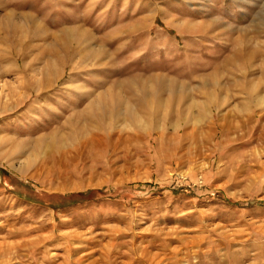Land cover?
I'll list each match as a JSON object with an SVG mask.
<instances>
[{
	"label": "rangeland",
	"instance_id": "374dc122",
	"mask_svg": "<svg viewBox=\"0 0 264 264\" xmlns=\"http://www.w3.org/2000/svg\"><path fill=\"white\" fill-rule=\"evenodd\" d=\"M0 231V264H264V0H0Z\"/></svg>",
	"mask_w": 264,
	"mask_h": 264
},
{
	"label": "bare ground",
	"instance_id": "6f19581e",
	"mask_svg": "<svg viewBox=\"0 0 264 264\" xmlns=\"http://www.w3.org/2000/svg\"><path fill=\"white\" fill-rule=\"evenodd\" d=\"M9 17V16H8ZM8 31V30H7ZM15 55L16 56H19L20 55V53H19V50H18V53H16L15 52ZM23 56V55H22ZM17 58V57H16ZM16 58H14V61L12 62V67H15V68H17L16 67V62H17V60L18 59H16ZM21 58V57H20ZM23 58V57H22ZM20 60V59H19ZM19 63V62H18ZM43 89V88H42ZM32 93H34L36 96L35 97H37V99H40V98H44L45 97V95L44 94H42V92H41V89H33V92ZM103 99V98H102ZM105 99V98H104ZM97 100V99H96ZM94 101V100H93ZM91 102V103H88V105L87 106H85V109L84 110H86L87 111V109H90L91 110V108H96V107H98V105L100 106V104H95L94 102ZM103 101V100H102ZM101 102V101H100ZM99 103V102H98ZM94 111V116L92 115V117H94L95 119H99L98 118V116H102L101 115V112H100V109H99V107L96 109V110H93ZM92 113V112H91ZM74 115H72L73 117H78L79 116V112H74L73 113ZM77 130V129H76ZM52 136V135H51ZM47 137V136H46ZM49 138H50V136H49ZM113 138V137H112ZM46 140V139H48V138H44V137H40V138H38L37 140ZM50 139H54L53 137L52 138H50ZM135 139V138H134ZM75 140V139H74ZM89 141H86V139L83 141V139H82V136L81 137H79V139L77 140H75V142H73V143H69V144H67L68 146L70 145H77V143H79V147L81 148V149H79V148H77V150L76 151H78V149L79 150H81V151H85V150H88V149H91V150H97L98 152L99 151H104L105 152V154L106 153H108V152H110V149L112 148V146H113V144H114V140H112L111 139V137H105L104 139H101V137L100 138H90V139H88ZM122 140H124L123 142H130V144H131V142H132V139H130V137H128L127 139H122ZM134 142V141H133ZM52 143H54V142H52ZM135 143V142H134ZM51 145V144H50ZM49 145V146H50ZM53 145V144H52ZM62 145H63V143H62ZM61 144L58 146V147H62V148H64L65 146L64 145H66V144H64L63 146H62ZM125 146V145H124ZM47 147V146H46ZM97 147V148H96ZM128 147V146H127ZM128 148H130V147H128ZM19 149V148H18ZM125 150V149H124ZM47 151V150H46ZM126 151V150H125ZM128 151V150H127ZM60 152H62L61 150H60ZM112 152H114V151H112ZM46 153V152H45ZM101 157V156H100ZM103 157V156H102ZM126 159V158H125ZM73 160H74V158H73ZM78 160V159H77ZM76 160V161H77ZM76 161H74L75 163H76ZM26 231V230H25ZM34 231H36V230H34ZM1 232V231H0ZM24 232V231H23ZM22 232V233H23ZM30 232H31V230H30ZM27 233V232H26ZM31 234V233H30ZM29 234V235H30ZM22 235V234H21ZM24 236V235H23ZM32 236V235H31ZM43 236H41V238H42ZM49 237V236H48ZM48 237H45L46 239L48 238ZM28 238V237H27ZM31 238V237H30ZM28 239V242H27V244H23V246H25V247H34L36 244H39L40 243V237L39 236H36V237H33V238H31V239ZM24 243H26L25 242V240H24Z\"/></svg>",
	"mask_w": 264,
	"mask_h": 264
}]
</instances>
